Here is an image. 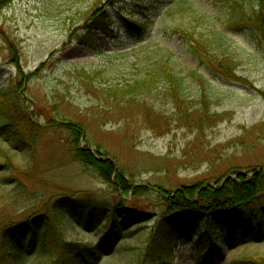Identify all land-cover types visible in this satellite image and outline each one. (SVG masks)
I'll list each match as a JSON object with an SVG mask.
<instances>
[{"label": "rangeland", "instance_id": "rangeland-1", "mask_svg": "<svg viewBox=\"0 0 264 264\" xmlns=\"http://www.w3.org/2000/svg\"><path fill=\"white\" fill-rule=\"evenodd\" d=\"M230 14L213 0H0V89L22 75V93L33 102L26 106L37 121L79 122L85 130L81 147L98 160L96 149H102L116 171H125L131 185L125 207L156 221L162 207L154 186L168 192L195 186L198 196L205 187L219 188L215 180L221 177L223 183L239 175L248 181L264 173V45L247 27L231 28ZM98 18L106 20L107 30H99ZM199 35L212 39L213 49L232 61L239 81L195 59L191 38ZM166 66L179 78L182 99L167 95L169 80L161 75ZM84 69L102 74L89 85ZM150 79L156 83L149 92L140 87L126 96L101 94ZM180 107L188 112L184 119ZM66 149L64 137L46 134L32 164L27 151L0 139V164L25 171L21 176L0 168V217L13 214L2 210L8 204L18 207L20 218L37 205L32 198L11 204L19 178L46 201L58 194L117 199L116 174L112 185L105 184ZM154 221L125 234L114 256L99 264H201L194 236L177 243L169 262L156 261L160 248L149 244ZM64 231L66 239L92 245L102 236L96 226L90 233L70 225ZM219 245L215 264L264 258V243L225 239ZM50 262L48 253L32 249L18 264Z\"/></svg>", "mask_w": 264, "mask_h": 264}, {"label": "trees", "instance_id": "trees-1", "mask_svg": "<svg viewBox=\"0 0 264 264\" xmlns=\"http://www.w3.org/2000/svg\"><path fill=\"white\" fill-rule=\"evenodd\" d=\"M213 1L216 5L226 7L231 13V28L247 27L264 45V0ZM109 4L113 5L110 1ZM103 20L98 18L96 21L100 25L99 30L105 31L108 27L106 20ZM134 26L138 32L144 30L143 27ZM191 39L193 44L190 45V51L197 61L209 71L229 81H239L235 75L236 70L234 72L230 69L232 61L213 49L212 39H206L203 35ZM82 72L89 85L102 74L101 71L87 72L85 69ZM161 75L169 80L170 85L166 84L167 95L173 97L174 92L182 99L180 81L172 68L164 67ZM157 77L155 79H158ZM22 79V75H19L16 81L0 89V139L11 147L27 151L33 164L37 144L42 137L52 132L58 134L66 139L67 154L83 168L94 172L105 184L112 185V178L116 174L114 194H121L116 195L117 199L96 194L87 197L58 194L46 201L42 195L37 196L36 193L29 192L23 180L19 178L14 189L16 195L10 197V200H13L11 204L20 199L29 202L30 198L38 202L32 206V214H22L24 216L21 218L18 207L8 204L1 208L3 211L10 209L13 214L4 213L5 215L0 217V264H18L27 258L32 249L34 252L41 249L48 253L51 258L49 264H99L104 258L114 256V252L121 247L119 245L124 241L125 234L153 222L155 218L152 219L150 213L125 207L124 197L130 194L131 190L125 171H116L113 163L107 160L110 155L102 149H96L102 158L98 160L90 149L81 147L85 130L79 122L63 117L59 121L50 119L48 123L42 124L35 119L26 106L27 103L33 105V102L22 93ZM155 79L127 84L126 87H112L101 91V94L126 96L130 92L140 90V87L149 92L156 83ZM203 104V111L207 113L205 109L208 102L205 99ZM187 113V110L180 107V114L184 115L181 119L186 118ZM2 167H7L17 175L25 174V171L17 169L10 162L0 164V168ZM223 181L222 177L216 179L215 183L220 184L219 188L205 187L198 196L195 186L183 187L175 192L154 186L162 207V213L156 217V225L149 239V244L155 246V250L160 248L158 255H154L157 258L153 257L156 261L169 262L177 243L188 240L191 236L198 239L197 258L201 264H215L214 259L222 253L219 243L225 239L232 244L244 240H250V244L254 245L264 243V173L256 172L248 181L241 175L224 183ZM141 194L142 192H139L134 195L138 197ZM36 206L38 207L35 208ZM68 225L77 226L86 233H90L91 228L96 226L102 236L94 245L68 240L64 231ZM223 227L226 229L224 234L221 232ZM247 258L241 264L264 261L261 257Z\"/></svg>", "mask_w": 264, "mask_h": 264}]
</instances>
